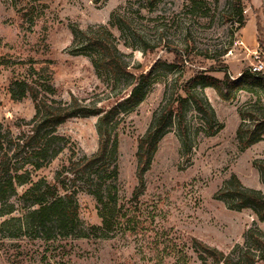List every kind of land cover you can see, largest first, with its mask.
Wrapping results in <instances>:
<instances>
[{
  "label": "rangeland",
  "instance_id": "374dc122",
  "mask_svg": "<svg viewBox=\"0 0 264 264\" xmlns=\"http://www.w3.org/2000/svg\"><path fill=\"white\" fill-rule=\"evenodd\" d=\"M252 1L255 10L250 0H0L4 128L34 115L28 95L12 98L14 82L38 79L55 89L48 93L55 100L70 103L73 96L79 105L106 110L128 93L134 78L149 73L142 101L133 108L119 106L120 224L113 221L105 232L93 229L101 225L96 201L76 188L78 218L86 235L44 241L23 227L28 200L22 194L30 184L20 185L14 196L0 202V264H200L189 237L222 250L231 264H263L242 255L255 252L251 234L264 237V221L250 208L236 209L225 183L234 175L242 187L264 194L256 166L264 162V141L242 148L236 134L240 110L254 105L264 115V96L249 82L246 88L229 89L228 99L212 87L195 85L191 91L202 103L198 109L187 94L197 72L219 79L226 73L235 80L245 70L246 50L236 44L239 9L244 21L248 17L249 40L256 17L259 35L250 50L263 47L264 8L260 0ZM94 37L116 47L131 75L112 77L99 66ZM167 106L171 116L163 119L143 175L144 189L134 198L138 139ZM96 123L95 116H77L60 124L57 132L67 145L42 168L26 167L32 180L54 184L71 158L94 153Z\"/></svg>",
  "mask_w": 264,
  "mask_h": 264
},
{
  "label": "trees",
  "instance_id": "16d2710c",
  "mask_svg": "<svg viewBox=\"0 0 264 264\" xmlns=\"http://www.w3.org/2000/svg\"><path fill=\"white\" fill-rule=\"evenodd\" d=\"M241 12L240 9L237 12L239 27L244 24ZM28 13L29 10H26L23 16ZM92 39L98 47L97 59L100 67L112 77L123 73L131 75L121 59L120 52L109 40L98 41L95 37ZM203 71L197 72L189 80L187 91L188 99L198 109L202 108V103L191 91L195 85L200 88L212 87L221 98L228 99L229 89L235 85L238 88H246L245 82H249L250 85L258 87L264 96V79L246 71H243L235 80H230L226 73L222 79H219ZM148 80L149 73H140L133 82H130L128 93L121 98L120 102L106 110L95 106L79 105L73 96L70 97V103L55 100L48 95V93L54 94L55 89L49 83H41L38 79L17 81L10 86L13 99H20L26 95L31 98L34 115L27 120L16 119L11 128H4L0 123V202H5L14 196L18 186L30 184L22 194V198L28 200L22 219L26 231H31L34 237L42 238L44 241L56 237L86 235L78 218L76 188L84 189L96 201L101 225L93 226V229L99 228L105 232L113 221L116 225L120 224L121 215L116 210L118 201L116 129L123 118L120 116L119 106L133 108L138 105L143 99ZM77 116L96 117L98 139L95 152L89 156L71 158L57 172L54 184H49L44 179L33 181L26 167L34 171L38 170L57 156L67 145V139L57 132V128L67 119ZM170 116L171 108L167 106L160 118H154L146 133L138 139L137 185L133 190L134 198L144 189L143 175L150 165L163 129V119ZM239 119L236 134L242 148L264 141V115L261 116L254 105H248L240 110ZM256 166L264 184V162H258ZM225 186L226 191L235 200L236 209L250 208L259 220L264 221V194L242 187L234 175L225 183ZM60 189L63 193H60ZM19 229H22V226H19ZM251 236L255 252L252 254L246 251L242 257L246 260H252L253 257L256 258V262L264 264V237L258 233H252ZM188 243L196 253L200 264L232 263V259L222 250L200 239L189 237Z\"/></svg>",
  "mask_w": 264,
  "mask_h": 264
},
{
  "label": "built area",
  "instance_id": "2783aa9c",
  "mask_svg": "<svg viewBox=\"0 0 264 264\" xmlns=\"http://www.w3.org/2000/svg\"><path fill=\"white\" fill-rule=\"evenodd\" d=\"M260 39L263 47H257L253 50L247 49L240 39L236 41V44L242 46L246 50L248 56L247 66L244 71L255 77L264 79V31L260 34ZM241 73L242 72L238 73V77H240ZM238 77L233 79H237Z\"/></svg>",
  "mask_w": 264,
  "mask_h": 264
},
{
  "label": "crops",
  "instance_id": "0c3cea01",
  "mask_svg": "<svg viewBox=\"0 0 264 264\" xmlns=\"http://www.w3.org/2000/svg\"><path fill=\"white\" fill-rule=\"evenodd\" d=\"M259 3H262V1L260 0L259 1ZM250 9L252 10V9H257V3H255L254 1H252V0H250ZM253 21H252V23H253V25H254V30H253V36H252V38H250V40H249V38L246 36V30H245V27H246V24H247V21H248V17H247V19L244 21V24L238 29V32H237V34H238V39H240L242 42H243V44H244V46L247 48V49H251V48H253V44H254V42H255V37H256V35H259L258 34V30H257V22H256V17H255V14H253ZM248 46V47H247Z\"/></svg>",
  "mask_w": 264,
  "mask_h": 264
},
{
  "label": "water",
  "instance_id": "95a60500",
  "mask_svg": "<svg viewBox=\"0 0 264 264\" xmlns=\"http://www.w3.org/2000/svg\"><path fill=\"white\" fill-rule=\"evenodd\" d=\"M262 7L264 8V0H262Z\"/></svg>",
  "mask_w": 264,
  "mask_h": 264
}]
</instances>
